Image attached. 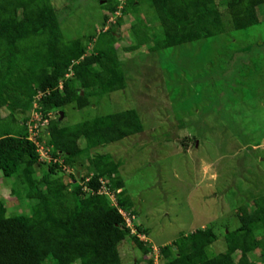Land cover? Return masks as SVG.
<instances>
[{
  "label": "trees",
  "instance_id": "1",
  "mask_svg": "<svg viewBox=\"0 0 264 264\" xmlns=\"http://www.w3.org/2000/svg\"><path fill=\"white\" fill-rule=\"evenodd\" d=\"M143 1L102 3L117 17L121 10L107 29L110 16H105L102 44L95 33L65 40L51 0H0V178H14L12 192L31 201L30 212L11 215L0 199V264H122L120 245L126 240L143 252L137 264H155L151 244L141 237L148 229L141 224L132 228L123 213L134 220L136 211L119 171L121 161L109 153L90 154L96 147L143 132L138 111H116L75 125H64L60 115H51L70 103L86 107L90 96L126 87L115 32L127 12ZM147 1L157 10L164 33L152 51L225 32V14L237 28L254 25L264 3ZM120 2L125 3L121 9ZM146 32L136 31L137 42L130 50L151 41ZM37 101L36 112L49 119L45 143L53 148L52 157L58 158L41 176L34 167L42 163L41 155L28 129V113ZM2 107L8 115H2ZM42 134L43 130L40 140ZM87 154L93 165L81 178L73 172L68 174L69 182L53 176L56 168L66 165L81 173L84 165L76 162ZM110 194L116 196L115 203ZM237 217L239 226L224 233L225 249L208 253V247L221 238L216 227L208 225L184 234L174 245L161 246L158 264H264V194L254 195L251 207L242 204Z\"/></svg>",
  "mask_w": 264,
  "mask_h": 264
},
{
  "label": "rangeland",
  "instance_id": "2",
  "mask_svg": "<svg viewBox=\"0 0 264 264\" xmlns=\"http://www.w3.org/2000/svg\"><path fill=\"white\" fill-rule=\"evenodd\" d=\"M104 1L51 0L65 40L95 33L103 44L105 16H110L105 29L121 16V10L117 17L104 8ZM121 2L120 9L125 4ZM127 13L115 32L126 87L90 96L86 107L70 103L51 115L58 117L63 111V124L75 125L136 109L143 132L96 147L91 156L109 153L121 161L119 171L136 211L134 220L127 216L129 223L134 229L136 224L148 229L141 237L151 244L155 257L161 246L174 245L184 234L208 225L221 236L208 247L212 255L226 248L224 233L239 226L237 209L245 203L251 207L254 195L264 194V3L254 25L237 28L225 14V32L155 51L152 45L164 39L157 10L146 0ZM136 31H147L151 41L130 50L137 42ZM38 106V101L33 103L27 117L43 123L46 141L48 124L39 120ZM1 113L6 116L9 111L2 107ZM39 153L42 163L34 167L41 176L55 160L46 150ZM90 154L76 162L84 165L81 173L66 165L56 168L53 176L69 182L73 172L81 178L93 165ZM13 183L14 178H0V199L11 215L30 212L31 201L15 195ZM110 197L117 201L114 194ZM120 251L122 264L143 259L131 240L121 243Z\"/></svg>",
  "mask_w": 264,
  "mask_h": 264
},
{
  "label": "built area",
  "instance_id": "3",
  "mask_svg": "<svg viewBox=\"0 0 264 264\" xmlns=\"http://www.w3.org/2000/svg\"><path fill=\"white\" fill-rule=\"evenodd\" d=\"M40 96V95H39ZM38 114H40V113H38ZM41 115V114H40ZM39 120H43V121H45V122H48V119H46V118H43L42 117V115L40 116V118H39ZM32 123H34L33 121H31ZM30 121L28 122V125H29V131H30V126L31 125H36V126H34L35 128H33L31 131H30V136H29V138L31 139V140H33L35 143H36V145H37V147H38V150L39 151H41V149L42 150H46L48 153H49V156H50V148H47L46 146H45V143H44V141H41L38 137H39V133H40V131H41V127L42 126H44L43 125V123L40 121V122H38V123H34V124H32ZM50 158H51V156H50ZM124 214H125V216L127 217L128 215L125 213V212H123ZM130 218V217H129ZM127 219H128V217H127ZM128 223H129V220H128ZM129 225H130V223H129ZM155 254H156V257H155V264H158V259H159V256H160V253H159V255H158V253L155 251Z\"/></svg>",
  "mask_w": 264,
  "mask_h": 264
},
{
  "label": "clouds",
  "instance_id": "4",
  "mask_svg": "<svg viewBox=\"0 0 264 264\" xmlns=\"http://www.w3.org/2000/svg\"><path fill=\"white\" fill-rule=\"evenodd\" d=\"M42 94H44V92H39L38 95L41 96ZM37 98H38V96H37ZM48 123H49V119H48L47 124H48ZM42 127H43V126H42ZM42 127H41V130H43ZM29 132H30V131H29ZM39 135H40V133H39ZM41 141H44V143H45V140H41ZM45 146H46L47 148H50V151H49V152H50L51 159H52V160H55V162H57L58 158H53V157H52V154H51V151H52L53 148H52L51 146H47L46 143H45ZM38 151H39V150H38Z\"/></svg>",
  "mask_w": 264,
  "mask_h": 264
},
{
  "label": "water",
  "instance_id": "5",
  "mask_svg": "<svg viewBox=\"0 0 264 264\" xmlns=\"http://www.w3.org/2000/svg\"><path fill=\"white\" fill-rule=\"evenodd\" d=\"M63 116H64V112L60 111V118H63Z\"/></svg>",
  "mask_w": 264,
  "mask_h": 264
}]
</instances>
